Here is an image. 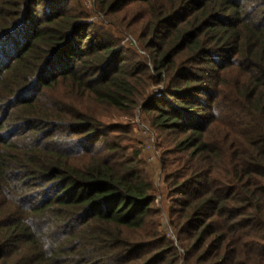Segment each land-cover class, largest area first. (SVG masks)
Here are the masks:
<instances>
[{
  "label": "trees",
  "instance_id": "obj_1",
  "mask_svg": "<svg viewBox=\"0 0 264 264\" xmlns=\"http://www.w3.org/2000/svg\"><path fill=\"white\" fill-rule=\"evenodd\" d=\"M0 264H264V0H0Z\"/></svg>",
  "mask_w": 264,
  "mask_h": 264
},
{
  "label": "rangeland",
  "instance_id": "obj_2",
  "mask_svg": "<svg viewBox=\"0 0 264 264\" xmlns=\"http://www.w3.org/2000/svg\"><path fill=\"white\" fill-rule=\"evenodd\" d=\"M91 2L89 1L87 4V8L91 12L92 21L98 24H102L103 17L99 14H95L91 10ZM110 30H113L109 27ZM119 38L122 39L123 44L127 47H139L137 41L130 35H120ZM161 92V88L154 87L151 90V93L159 94ZM117 117L114 121L119 123L130 122L133 126V135L135 138L141 143L143 147V157L146 159L148 164L149 174L154 181L155 185L160 189V194L158 195L157 203L165 209V214L163 216V229L171 234V231L168 227V209H169V201L167 195V189L165 185H163V176L161 174V166L159 161V156L154 147V136L149 130L148 122L141 117L140 112L136 111L133 119H127L120 114H117ZM116 115V116H117Z\"/></svg>",
  "mask_w": 264,
  "mask_h": 264
},
{
  "label": "clouds",
  "instance_id": "obj_3",
  "mask_svg": "<svg viewBox=\"0 0 264 264\" xmlns=\"http://www.w3.org/2000/svg\"><path fill=\"white\" fill-rule=\"evenodd\" d=\"M24 223L30 225L31 224V219L30 218L29 219H25ZM42 244H43L44 250L47 251L48 242L47 241H42Z\"/></svg>",
  "mask_w": 264,
  "mask_h": 264
}]
</instances>
